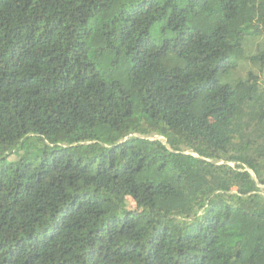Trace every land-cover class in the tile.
Listing matches in <instances>:
<instances>
[{
  "label": "trees",
  "instance_id": "1",
  "mask_svg": "<svg viewBox=\"0 0 264 264\" xmlns=\"http://www.w3.org/2000/svg\"><path fill=\"white\" fill-rule=\"evenodd\" d=\"M263 72L264 0H0V264H264Z\"/></svg>",
  "mask_w": 264,
  "mask_h": 264
},
{
  "label": "rangeland",
  "instance_id": "2",
  "mask_svg": "<svg viewBox=\"0 0 264 264\" xmlns=\"http://www.w3.org/2000/svg\"><path fill=\"white\" fill-rule=\"evenodd\" d=\"M151 34H154V31H152ZM256 40H258V39L257 38H251L245 42V46H246L245 48H246L247 54H252L255 51L254 47H255ZM249 69L255 70L256 68L246 61L241 62L237 71H230L228 73H221L218 76V79L221 83H233L238 78L244 77L245 73ZM263 74H264V72H263Z\"/></svg>",
  "mask_w": 264,
  "mask_h": 264
}]
</instances>
